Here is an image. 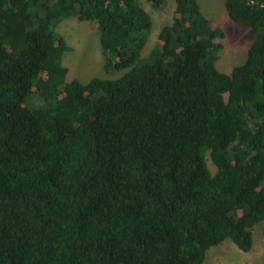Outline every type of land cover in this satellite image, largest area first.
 I'll use <instances>...</instances> for the list:
<instances>
[{
	"label": "trees",
	"instance_id": "trees-1",
	"mask_svg": "<svg viewBox=\"0 0 264 264\" xmlns=\"http://www.w3.org/2000/svg\"><path fill=\"white\" fill-rule=\"evenodd\" d=\"M224 5L256 35L230 74L215 66L225 34L196 0H176L146 57L139 0H0V264H205L227 238L252 249L264 0ZM70 17L97 25L105 68L128 71L66 82L56 27ZM29 95L41 105L25 109Z\"/></svg>",
	"mask_w": 264,
	"mask_h": 264
},
{
	"label": "rangeland",
	"instance_id": "rangeland-1",
	"mask_svg": "<svg viewBox=\"0 0 264 264\" xmlns=\"http://www.w3.org/2000/svg\"><path fill=\"white\" fill-rule=\"evenodd\" d=\"M204 17L213 25H219L225 37L221 41L223 49L215 66L221 73L245 63L248 50L255 40V32L233 22L225 9L224 0H196ZM141 7L149 14L152 28L141 56L146 57L157 44V36L173 18L176 0H165L162 9H155L146 0H139ZM57 33L69 48L62 55L61 63L67 68L66 82L78 80L86 84L92 78L112 79L121 76L128 69L110 70L105 68L104 55L100 45V31L91 21H80L77 17L62 20L56 27ZM41 100L35 95L25 99L24 108H37ZM210 166V163H209ZM213 171V167L210 166ZM253 246L249 252H242L227 238L206 251L205 264H264V220L256 224L252 231Z\"/></svg>",
	"mask_w": 264,
	"mask_h": 264
}]
</instances>
